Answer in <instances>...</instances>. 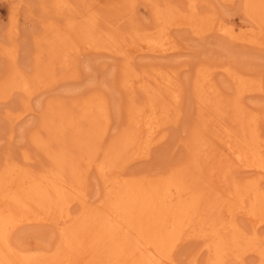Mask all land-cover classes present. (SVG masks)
Wrapping results in <instances>:
<instances>
[{
    "label": "rangeland",
    "instance_id": "rangeland-1",
    "mask_svg": "<svg viewBox=\"0 0 264 264\" xmlns=\"http://www.w3.org/2000/svg\"><path fill=\"white\" fill-rule=\"evenodd\" d=\"M236 143L264 163V0H0V264H100L137 185L189 211L145 244L156 263L264 264V171ZM50 173L75 201L57 229L45 188L24 216L7 194Z\"/></svg>",
    "mask_w": 264,
    "mask_h": 264
},
{
    "label": "bare ground",
    "instance_id": "bare-ground-1",
    "mask_svg": "<svg viewBox=\"0 0 264 264\" xmlns=\"http://www.w3.org/2000/svg\"><path fill=\"white\" fill-rule=\"evenodd\" d=\"M232 77H233V74H232ZM248 111H250V110H248ZM138 112H139V110H138ZM204 118H205V116H204ZM223 139H224V137H223ZM242 140H243V138H242ZM245 145H242V144L239 145L236 143V145L232 146L233 151L231 150V152H232V153L230 152L231 155L234 154V152H235L234 149H238V153L236 155L237 159H238V161H241L244 163L243 165H240L241 168L244 166L245 170L248 169L249 171L252 170L253 172H254V170L260 171V172L262 170L264 171V163L259 162L260 164H257L258 159H260L259 155L252 153L253 155L250 154V158H249V156H247V154H246L248 152V149H247V146H245ZM61 149H63V148H61ZM261 153L262 152H259L260 156H261ZM261 158H264V157H261ZM250 168H251V170H250ZM172 173H173V171H172ZM60 176L62 177L63 175L59 174V178H56L55 173H53V174L50 173V175L48 174V175L41 176V180H38V181H35V180L33 181L29 177L28 178L25 177V179L22 178L23 180H21L18 184H16L15 187L14 186L10 187V188L14 187L12 190L9 189V191L11 190L10 194H9V192L7 193L11 197H12V195L15 196V198L14 197L13 198L16 200V204L15 203H14L15 205L13 204V202H15V200L12 202V204L15 207H13V206H11V207H13L15 209H20V210L22 209L21 212H19V211L18 212L20 213L21 216H24L25 212L23 211V209L26 208V206L29 205V203L30 204L33 203V205H34L36 203L38 204V203L42 202L41 201L42 198L39 194V188L43 187L47 190L46 192L50 195V199L54 205V208H53L54 213L51 216V218L48 220L49 223L50 224H56V229L66 226L69 223L68 221L71 220V218L73 219L71 213L69 212V209L71 208L70 207L71 205L75 204V201H74V196L72 194H70V191H69L70 187L65 184V179H61ZM146 180H148V179H146ZM63 182L65 185H63ZM152 189H154V188L152 187ZM152 189L149 186L147 188L146 187L142 188L139 185H137L134 189H131V192L129 193L128 197H126L125 201L122 202L123 204L121 205V208L118 210L114 219L111 218V222L113 223L114 231L112 232V234L110 236L107 237V239L103 242V244L100 246V248L96 252V258L100 264H158L155 262V255H153L151 253V251L148 249L149 247L147 248L146 247L147 245L145 246V244H149L151 249H153L154 251H156V250L158 251V249L161 248V241L164 243V238L166 237V235L169 231L168 229H169V226L171 225L172 221L176 220L177 216H180L183 218L184 216H186L185 214L189 213V211L187 210L188 208L185 207L186 202H184V201L183 202L181 201V203L176 204V206L173 205L174 207L168 203V205H164V207L162 206V208L158 211L157 209H155V207H156L155 201L156 200L154 201L153 197H151L150 196L151 194L149 193ZM252 189L255 190V192H256V188L255 189L252 188ZM258 192L259 191H257V193ZM257 193H255V194H257ZM260 193L263 195L262 192H260ZM5 194H6V192H5ZM7 194H6V196H7ZM79 194H80V192H79ZM261 194H260V196H262ZM122 195H124V194H122ZM258 196H259V193H258ZM119 197L121 198V196H119ZM121 199H124V198H121ZM6 200H7V198H6ZM179 200H182V199L180 198ZM76 201L79 204V207L77 206V208H79V210L85 211V209H87L86 208L87 205H86L84 199L79 198V199H76ZM244 203H245V201H244ZM251 203H252V200H251ZM189 205H191V204H189ZM193 205H195V204L192 203V206ZM5 209H6V207H5ZM7 209H9V208L7 207ZM190 209H196V207H192ZM245 209H246V207H245ZM25 211L30 212L28 209H26ZM251 211L252 210H248L247 213H249V214H247V213L245 214L248 216V218L253 217V213ZM256 211H254V213ZM260 211H263V210H260ZM260 211H259V214L261 213ZM7 212H9V210ZM3 214L4 213H2V214L0 213L1 216ZM10 214H12V213H10ZM260 215H262V214H260ZM260 215H257V217ZM257 217L255 220H258ZM260 217H262V216H260ZM260 217H259L260 220H258V222L261 221ZM116 218H117V220H116ZM254 218H255V216H254ZM31 219H33V217ZM118 221L122 222L123 224L125 223L126 226H130L131 230L133 231L134 236L129 235L128 232H126L124 229H121L120 225L117 223ZM31 223H33V221H31ZM36 223H38V221ZM3 224L4 223L2 222V225ZM27 224H28V222H27ZM174 224H175V222H174ZM174 224H172V225H174ZM211 227H213V226H211ZM6 231H5V233L0 231V242L8 244L9 239L7 238L8 236H6ZM212 232H213V230H212ZM211 235H212V237H214L213 236L214 234H211ZM220 235H222V231H221ZM220 235H218V238ZM206 238H207V240H209L208 237H206ZM210 239H212V238H210ZM215 239H217V238H215ZM224 239H225V237H224ZM232 239H234V237H232ZM11 240L12 239H10V241ZM219 241L221 243L224 242V241L219 240V239H218V241L216 240V242L219 243V244H216L218 247L220 245ZM216 245H215V247H216ZM221 245H222V248H220V247L219 248L223 250L224 249V247H223L224 243H222ZM210 248H213V246ZM59 249H60V247H59ZM216 249H217V247H216ZM253 249H254V247H253ZM48 250L49 249H47V251ZM49 251H51V250H49ZM158 253H160V252H158ZM62 255H64V254H62ZM62 255H58V256H62ZM15 259L17 260V262L19 264H66L64 257H63V260L59 261L58 260L59 258L58 259H55V258L51 259V258L45 257L43 255L39 256L38 254H36V255H25V254H22V253H19L16 251H15Z\"/></svg>",
    "mask_w": 264,
    "mask_h": 264
}]
</instances>
